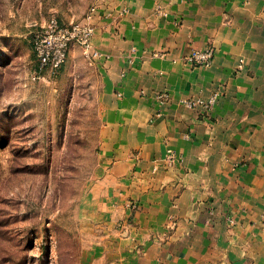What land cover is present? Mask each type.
<instances>
[{"label":"crops","instance_id":"obj_1","mask_svg":"<svg viewBox=\"0 0 264 264\" xmlns=\"http://www.w3.org/2000/svg\"><path fill=\"white\" fill-rule=\"evenodd\" d=\"M89 22L97 263L264 264V0H106ZM208 48L212 66L188 62Z\"/></svg>","mask_w":264,"mask_h":264},{"label":"rangeland","instance_id":"obj_2","mask_svg":"<svg viewBox=\"0 0 264 264\" xmlns=\"http://www.w3.org/2000/svg\"><path fill=\"white\" fill-rule=\"evenodd\" d=\"M105 3L0 0V264H98V73L77 45L40 77L30 35L53 18L91 24Z\"/></svg>","mask_w":264,"mask_h":264},{"label":"built area","instance_id":"obj_3","mask_svg":"<svg viewBox=\"0 0 264 264\" xmlns=\"http://www.w3.org/2000/svg\"><path fill=\"white\" fill-rule=\"evenodd\" d=\"M94 33L95 28L89 23L76 22L65 26L55 18L51 19L46 25L32 31L30 40L38 61V75L41 77L45 73H58L67 63L73 45H79L86 51H90ZM214 55V48H208L205 51L191 53L187 60L197 67H210L213 64ZM95 56H98V54L95 53ZM167 97L168 95L164 93L159 95L158 99L164 103ZM216 99L217 95L207 102L199 99H189L184 101V104L192 108L204 107L210 110ZM176 159V154L172 153L170 161ZM130 207L136 208L137 206L135 203H131Z\"/></svg>","mask_w":264,"mask_h":264}]
</instances>
